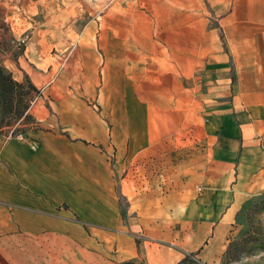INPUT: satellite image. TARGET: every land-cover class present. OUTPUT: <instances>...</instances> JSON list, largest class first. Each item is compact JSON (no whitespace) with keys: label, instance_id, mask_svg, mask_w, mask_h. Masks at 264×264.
<instances>
[{"label":"crops","instance_id":"1","mask_svg":"<svg viewBox=\"0 0 264 264\" xmlns=\"http://www.w3.org/2000/svg\"><path fill=\"white\" fill-rule=\"evenodd\" d=\"M235 18L239 37L223 49L228 77L198 107L179 184L166 142L150 141L143 127L139 140H125V110L111 132L108 115L66 96L35 116L24 140L0 138V264H124L143 255L148 264H219L241 205L264 197V13ZM136 159L148 167L139 181L127 176ZM142 230L166 237L143 248L131 234Z\"/></svg>","mask_w":264,"mask_h":264},{"label":"rangeland","instance_id":"2","mask_svg":"<svg viewBox=\"0 0 264 264\" xmlns=\"http://www.w3.org/2000/svg\"><path fill=\"white\" fill-rule=\"evenodd\" d=\"M262 1L0 0V67L21 83L13 89V110L28 105L24 118L10 108L4 113L0 104V138L24 136L37 126L36 115L56 111L66 96L108 115L109 129L121 124L125 110V140H139L143 127L150 141L166 142L179 184L181 159L190 155L182 146L195 142L198 107L228 77L223 49L231 51L239 37L235 17L263 14ZM17 58L36 90L27 86ZM126 168L131 180L148 174L139 159ZM131 234L143 248L166 237L164 230ZM124 264L148 262L143 255ZM219 264H264V197L241 205Z\"/></svg>","mask_w":264,"mask_h":264},{"label":"trees","instance_id":"3","mask_svg":"<svg viewBox=\"0 0 264 264\" xmlns=\"http://www.w3.org/2000/svg\"><path fill=\"white\" fill-rule=\"evenodd\" d=\"M14 62H16V59L14 60ZM229 64H230L231 71H232V62L230 58H229ZM24 78H25L26 84L29 87V89L32 91L36 90V88L30 82L28 76L25 73H24ZM19 86H21V83L15 81L9 72L8 73L5 72L0 67V104L2 105L4 113H7V112L9 113L12 110L11 112L14 111L17 117L23 116L25 118L27 116V114H25V111L27 110L28 105H25L22 108H17V111L13 110V104H14L13 89ZM9 108H10V111H9Z\"/></svg>","mask_w":264,"mask_h":264},{"label":"built area","instance_id":"4","mask_svg":"<svg viewBox=\"0 0 264 264\" xmlns=\"http://www.w3.org/2000/svg\"><path fill=\"white\" fill-rule=\"evenodd\" d=\"M15 139L24 140V136L21 133L14 134ZM32 148H35V145H31Z\"/></svg>","mask_w":264,"mask_h":264}]
</instances>
